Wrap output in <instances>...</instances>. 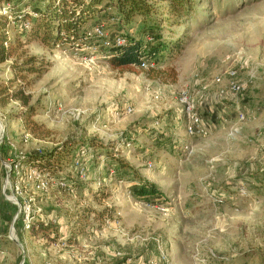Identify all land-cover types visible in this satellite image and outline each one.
<instances>
[{"label":"rangeland","instance_id":"rangeland-1","mask_svg":"<svg viewBox=\"0 0 264 264\" xmlns=\"http://www.w3.org/2000/svg\"><path fill=\"white\" fill-rule=\"evenodd\" d=\"M51 1L0 0V10L10 4L30 28ZM91 17L76 40L56 47L5 17L8 39L24 46L0 66V101L19 88L28 99L0 102V264H264V0H197L177 26L157 15L123 26L115 7ZM97 26L109 45L86 37ZM156 35L181 42L172 58L149 68L111 65L116 38L152 44ZM31 57L40 74L12 67ZM231 68L248 83L244 101L215 104L213 117L197 98L207 135L189 137L180 93L215 91L213 80ZM80 147L84 176L73 166ZM56 149L51 162L25 159L19 179L9 178L19 156ZM141 178L163 194L135 197ZM13 198L32 208L34 231Z\"/></svg>","mask_w":264,"mask_h":264},{"label":"trees","instance_id":"trees-1","mask_svg":"<svg viewBox=\"0 0 264 264\" xmlns=\"http://www.w3.org/2000/svg\"><path fill=\"white\" fill-rule=\"evenodd\" d=\"M196 5L197 0H53L44 9L39 10V15L31 22L30 28L21 32L27 38H40L46 46L56 47L59 43L76 40L83 26L92 18L91 14L101 6L115 7L123 26H128L135 17L147 20L152 15L160 16L162 21L168 22L171 26H177L192 18ZM26 18L27 16L24 15V20H27ZM154 23L156 27H160L156 21ZM6 27V18L0 14V66L9 62L24 46V43L18 39H8ZM126 38V43L121 48H116L110 60L115 68L140 67L143 61L157 64L164 56L172 58L181 47V42L166 43L161 35H156L152 44H146L136 37L126 36ZM35 63L37 58L31 57L22 64L12 62V67L18 72L40 74L41 70L35 66ZM20 93H23L22 88L16 92L7 90L1 92V104L4 105L11 98L27 104L28 97L24 95L20 97ZM32 114L33 111L30 110L24 112L22 116L30 119ZM57 152L60 151L56 149V154L51 152L28 155L26 161L51 162L53 157L59 155ZM162 194L156 184L142 178L140 184L133 188V195L142 200L150 201ZM37 224L43 232L50 230L45 222L38 220ZM36 227L37 225L34 224L30 228L34 231Z\"/></svg>","mask_w":264,"mask_h":264},{"label":"built area","instance_id":"built-area-1","mask_svg":"<svg viewBox=\"0 0 264 264\" xmlns=\"http://www.w3.org/2000/svg\"><path fill=\"white\" fill-rule=\"evenodd\" d=\"M0 14L4 15L6 18L10 20L13 24H15L17 21L21 22V27L23 29H28L29 23L28 21L24 20L21 21V18L23 16H19L18 20L17 17H13L12 13V7L10 4H7L5 7L0 10ZM17 20V21H16ZM86 37L88 38H97L101 40H105L104 44L109 45V38L107 32L104 30L103 27L97 26L93 28L91 31H88L86 33ZM126 43V39L124 37H118L116 38L114 42V48H121ZM94 63V58H90L89 64ZM155 64H150L146 61H143L141 64V68H149L154 67ZM213 83L216 85V88H218V93L220 96H226L228 93L236 94L238 96H242L245 94L248 90V83L244 82L240 79L239 72L236 68H231L227 71L226 76H218L213 80ZM208 86L204 85L202 90H208ZM198 96L192 94L189 90H183L179 95V102L183 108V113L186 119V134L189 137H197V136H206L207 135V129L203 123L202 117L199 113V101ZM247 114L241 113L240 114V121H246L248 119ZM32 136L29 134H26L24 139L25 142H28L31 140ZM87 155V150L84 147L78 148L76 155L73 160V166L79 171L81 176H84L86 174V169L84 168L82 164V158ZM26 157L24 155H21L18 157V160L8 166L10 169V175L9 178H17L20 177L21 170L24 169V164H26L25 161ZM28 170V169H27ZM30 173V172H29ZM31 173H34L31 171ZM11 176V177H10ZM32 178V176H30ZM36 178V177H35ZM50 183L43 182L41 183L38 188H41V190H47ZM15 190L17 194H20V181L17 180L15 183ZM241 193L243 196L247 195L246 189L243 187L241 188ZM15 205L19 207V214L20 217H22V222L26 228H30L32 220L34 219V215L32 212V208L29 206L27 202L24 203L19 202L17 198H13ZM219 202H222V200H219Z\"/></svg>","mask_w":264,"mask_h":264},{"label":"crops","instance_id":"crops-1","mask_svg":"<svg viewBox=\"0 0 264 264\" xmlns=\"http://www.w3.org/2000/svg\"><path fill=\"white\" fill-rule=\"evenodd\" d=\"M202 88H203V86L199 87V90L196 93V95L198 96V99L200 98V100H199L201 102L200 110H202V113H204V114L207 113V115H209V116L214 117L216 115V107H215L216 105L215 104H217V105L220 104L223 106L224 105L230 106L231 104H236V106H238V105H240V102L244 101L243 99H245V98L241 99L240 96H238L236 94H231V93L227 94L228 97L227 96H220L218 93V88H216V87H215V91H212V92L210 90L203 91ZM216 97H217V99L218 98L227 99L228 102H226V103L221 102L220 103L219 100L215 99ZM202 105H204V108L202 107V109H201ZM207 106H208V108H207ZM245 173L248 174L249 170L248 171L246 170ZM243 176H244V173H243Z\"/></svg>","mask_w":264,"mask_h":264},{"label":"water","instance_id":"water-1","mask_svg":"<svg viewBox=\"0 0 264 264\" xmlns=\"http://www.w3.org/2000/svg\"><path fill=\"white\" fill-rule=\"evenodd\" d=\"M10 201L14 202V200H13V199H12V200L10 199ZM14 224H15V222H14Z\"/></svg>","mask_w":264,"mask_h":264}]
</instances>
